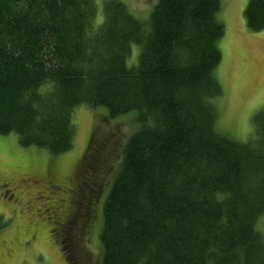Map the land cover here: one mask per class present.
Listing matches in <instances>:
<instances>
[{"label": "trees", "instance_id": "obj_1", "mask_svg": "<svg viewBox=\"0 0 264 264\" xmlns=\"http://www.w3.org/2000/svg\"><path fill=\"white\" fill-rule=\"evenodd\" d=\"M219 7L159 0L143 23L110 0L95 29L93 0H0L1 136L61 155L80 105L137 112L103 205L101 264H264V114L249 141L216 132ZM246 7V28L264 30V0Z\"/></svg>", "mask_w": 264, "mask_h": 264}, {"label": "rangeland", "instance_id": "obj_2", "mask_svg": "<svg viewBox=\"0 0 264 264\" xmlns=\"http://www.w3.org/2000/svg\"><path fill=\"white\" fill-rule=\"evenodd\" d=\"M108 1L93 0L97 14L95 29L102 25ZM115 1L125 4L128 12L146 23L159 0ZM248 1L220 0L216 14L225 34L218 43L222 57L215 70L221 95L210 101L216 112L214 127L218 134L238 143L255 137L256 122L264 114V30L253 32L246 28L244 11ZM137 50L133 48L128 66L136 64ZM136 116L134 111L111 119L104 108L80 105L71 115L73 147L61 155L22 147L18 135L13 133L0 135V184L8 182V188L3 186L0 190V216L7 223L0 229V264H74L72 259L70 263L67 261L64 249L69 251L71 242L72 246L77 245L66 236L65 247L62 246L63 239L56 227L66 204L63 201L72 197L68 192L61 195L50 191L45 183H57L66 191H73L75 184L82 188L86 184L89 187L86 193L92 191L93 218L86 235L80 237L84 240L80 245L81 262L75 264H101L103 205L120 168L125 146L141 127ZM256 231L264 240V216L257 219ZM69 253L67 256L71 258Z\"/></svg>", "mask_w": 264, "mask_h": 264}, {"label": "flooded vegetation", "instance_id": "obj_3", "mask_svg": "<svg viewBox=\"0 0 264 264\" xmlns=\"http://www.w3.org/2000/svg\"><path fill=\"white\" fill-rule=\"evenodd\" d=\"M89 169L91 171V167H89ZM90 177L92 178V175H90ZM76 180L80 179L77 178ZM45 185L50 191L54 190L56 193H60L61 195H63L64 192H68V196L72 197L71 200H67L68 202H66V200L63 201L66 204L63 206L60 216H58L59 220L56 223V227L59 230V237L61 238V240L63 238L65 239V237L68 236L75 242V245H77L74 247L72 246L71 242V245L69 246V251H71V258L67 256L68 254H70L69 251H66V249H64V255H66L65 258H67V261L70 263L69 260L72 259L74 260V264L75 261L81 262L79 260V253L81 252L80 245L83 243L84 240L80 237L83 234L86 235V232H88L87 227L91 225V221L93 218V212L91 211V207L93 205H90V195L92 194V191H90L91 193H86L89 190V187L86 186V184L83 185V188L75 184L76 187L73 191L70 189L66 191L65 187H60V185L57 183H45ZM3 186L8 188V182L3 181V183L0 184V190L3 189ZM63 202H61V204H63ZM50 209H52V207H50ZM52 211L54 212L53 209ZM63 240L61 242L62 246H64L66 243V241L64 240L63 242Z\"/></svg>", "mask_w": 264, "mask_h": 264}]
</instances>
